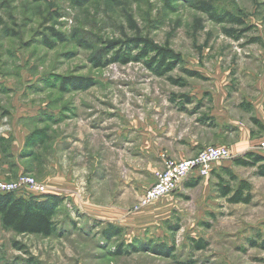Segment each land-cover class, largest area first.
<instances>
[{
	"label": "rangeland",
	"instance_id": "rangeland-1",
	"mask_svg": "<svg viewBox=\"0 0 264 264\" xmlns=\"http://www.w3.org/2000/svg\"><path fill=\"white\" fill-rule=\"evenodd\" d=\"M140 40L180 64L158 75ZM263 103L264 0H0V185L28 175L44 193L15 196L61 200L50 237L0 223V264H250L264 179L231 204L218 188L238 178L209 174L151 202L174 199L144 232L97 216L137 212L188 143L239 139L217 112L244 122Z\"/></svg>",
	"mask_w": 264,
	"mask_h": 264
},
{
	"label": "crops",
	"instance_id": "crops-1",
	"mask_svg": "<svg viewBox=\"0 0 264 264\" xmlns=\"http://www.w3.org/2000/svg\"><path fill=\"white\" fill-rule=\"evenodd\" d=\"M222 115L220 116L218 112L214 115L216 117V120L218 119L219 121L218 123H220L218 124V127L222 129V127H227L228 125L234 126L235 129L240 132L239 137H238L239 139H237V141L235 142H228V143L225 142V140H223L222 142H218L217 140H214L212 141V143H209V145L210 144L216 145L217 143L219 145H224L225 143V146L227 145V147L230 149V151L234 155V159H237L238 157L243 156L242 154H245V153H253L256 156H258L260 159H264V153L257 152L255 150L256 147L259 145L260 141L264 137V103L261 104L260 106H256V108L254 109V113L249 116L247 121H244V122H239L238 120L236 119L234 120L233 118L231 119L230 117H227V116H226V120H224V118L222 119ZM251 118H254L255 122H252ZM224 129L229 130V132L234 131L229 128H224ZM207 146H208L207 143L206 144H198L196 142H191V144L188 143V145H186L183 150H179L178 152L179 155L177 156L178 157L177 159L178 160L190 159L194 157L198 152H200L201 149ZM262 163H264V161H260L259 163L256 164V166ZM212 168L213 170L211 172V175L213 177H217V176L223 177V175L230 177L229 176L230 174L238 178V181L245 182L249 188L252 185L253 183L252 180L255 177L260 180L264 179V177H259L255 175V172H256L255 166L246 167V166L235 163L234 160L225 161V162H216L213 164ZM245 168L254 169V171H252L253 173L251 174V177L243 176L241 170H245ZM158 169L161 170V164H159V166L153 169V173ZM257 179H254L256 184L259 183L257 182ZM199 181H195L193 179H186L181 184L179 189H182L183 186L185 188L191 187L192 186L191 184H194L195 182H197L195 184L197 186ZM249 188H247L246 190H243V193H245V195H249L250 200H252L253 195L255 194V189L253 190L252 188H250V191H249ZM256 194H258L259 199L264 200V192L259 190L257 191ZM173 200H174L173 198H165L164 200L156 201L154 203L142 206V208H140L137 212H134V213L123 214V213L116 212L114 215H110L108 217L107 216L104 217L103 215L102 216L100 215V216H97V218L100 221H105L114 226L128 228L136 232H141V231L144 232L145 229H148V228L152 229L164 219L165 217L164 215L168 213V211L170 210ZM259 229L260 230L258 231V233L260 236L257 242L258 243L257 246L256 247L247 246L248 251H249L248 255L251 257V261L249 262L250 264H264V224L259 226ZM256 248H258V251L256 250ZM254 251H256L257 253H254ZM255 261H257V263H255Z\"/></svg>",
	"mask_w": 264,
	"mask_h": 264
},
{
	"label": "trees",
	"instance_id": "trees-1",
	"mask_svg": "<svg viewBox=\"0 0 264 264\" xmlns=\"http://www.w3.org/2000/svg\"><path fill=\"white\" fill-rule=\"evenodd\" d=\"M87 1V0H83ZM137 45H143L144 53L143 57L151 54L153 55L151 62L158 69V75L164 76L166 73L172 71L176 65L180 64V58L178 55L172 53L169 50L158 49L151 43L140 40L136 41ZM65 84L66 81H63ZM74 81H68L67 84H74ZM246 111L250 110L248 107H244ZM252 122H255L254 118H251ZM241 157V156H240ZM238 157L234 160L235 163L246 166L254 167L260 161V159L253 153H245L242 158ZM255 175L264 177V163L256 166ZM230 179H234L233 175H230ZM195 180V179H193ZM196 179L195 181H199ZM191 184L192 186L195 185ZM190 185V186H191ZM191 186V187H192ZM248 185L245 182H240L237 189L233 190L231 186L222 185L218 188L220 197L225 198L228 203L231 204H249V195H244L243 190H246ZM14 193L0 194V223L3 229L11 230L17 235H39L42 237H50L56 232V225L53 220L56 209L61 205V200L58 196L49 195L44 199H31L25 200L22 197L15 196ZM41 200V201H40ZM118 229L109 228L103 234L109 237L119 235ZM200 249L202 243H197Z\"/></svg>",
	"mask_w": 264,
	"mask_h": 264
},
{
	"label": "built area",
	"instance_id": "built-area-1",
	"mask_svg": "<svg viewBox=\"0 0 264 264\" xmlns=\"http://www.w3.org/2000/svg\"><path fill=\"white\" fill-rule=\"evenodd\" d=\"M264 153V137L258 145ZM234 159V155L227 146L214 145L202 149L196 156L185 160L166 159L163 168L156 173L155 184L141 196L140 204L145 206L151 202L176 192L186 179L206 178L211 174L213 164ZM31 194H42L44 188L38 185L28 175L20 176L14 183L1 184V193H19L21 189Z\"/></svg>",
	"mask_w": 264,
	"mask_h": 264
}]
</instances>
